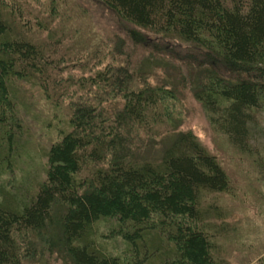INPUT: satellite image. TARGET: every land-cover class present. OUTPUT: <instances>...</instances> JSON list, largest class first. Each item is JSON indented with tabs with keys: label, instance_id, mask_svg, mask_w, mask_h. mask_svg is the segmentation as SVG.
<instances>
[{
	"label": "trees",
	"instance_id": "1",
	"mask_svg": "<svg viewBox=\"0 0 264 264\" xmlns=\"http://www.w3.org/2000/svg\"><path fill=\"white\" fill-rule=\"evenodd\" d=\"M96 1L126 45H72L80 28L68 26L61 0H0V264H41L47 254L64 264H225L216 196L232 193L230 176L192 131L178 130L175 87L146 74L180 76L209 127L252 155L264 113V0ZM33 33L42 43L24 37ZM146 34L189 52L165 55ZM138 48L148 59L132 72ZM91 51L99 60L85 62ZM35 91L51 113L43 120L28 116ZM36 126L53 132L47 142ZM142 138H158L147 157ZM34 151L43 163L31 177L22 165Z\"/></svg>",
	"mask_w": 264,
	"mask_h": 264
},
{
	"label": "rangeland",
	"instance_id": "2",
	"mask_svg": "<svg viewBox=\"0 0 264 264\" xmlns=\"http://www.w3.org/2000/svg\"><path fill=\"white\" fill-rule=\"evenodd\" d=\"M61 2L60 12L63 17L66 19L71 18V22H67L68 26L80 28L79 36L72 38V45L78 41L80 42V46L84 44L90 45L96 41L109 40L110 38L111 40H116L117 38L120 42L122 41L125 45L127 44V41L124 39L121 23L96 0H61ZM44 16L37 15L40 20L39 24L45 27L47 23L41 22L44 20ZM49 29H52L50 24ZM39 34H25L24 37L34 43H42V40L37 38ZM40 35H44V33ZM146 35L149 41H152V45L155 44L160 47L165 55L170 54L176 58L184 52H189L188 49L190 47L188 45L174 41V38V40L170 38L161 39L154 34ZM138 49L134 51V55L129 54V63L134 67L133 69L131 68L132 72H135L137 67L141 68L142 64L148 59V54L141 48ZM94 52L91 51L90 55L87 54L84 61L88 62V60L92 59L98 61L99 59H94L97 56ZM127 56L128 54L125 57L127 58ZM102 61H100L101 69L104 67V61ZM171 62L178 67V70H182L179 68L182 64L179 63V60L175 59ZM67 71L64 69V65H62L58 73L64 78ZM78 72L79 69L77 67L71 71L74 76ZM147 72L146 78L150 80L149 82L159 84L168 82L175 87L178 96L177 112L180 114L181 120L178 130L192 131L205 148L215 154L230 176L233 187L232 193L230 195L216 196L218 207L224 216L218 222L224 223V228L227 231L225 237L222 239L223 245L221 247L225 264H264V113L259 115L260 124L252 128V144L256 148L254 149L255 151L252 155L240 153L232 148L224 137L209 127L200 105L192 99L189 88L185 83H182L180 76L176 79L172 75L173 72H167L166 67H160V69L149 68ZM165 74H168L169 77L172 76V78H167ZM29 103L32 104L28 113V116L31 117H29L30 119L43 120V116L51 114L46 112V103L38 96L37 91L34 92V96L30 99ZM109 104L113 108L112 105L117 106L118 102L117 100L116 102L110 101ZM38 108L42 109L39 111ZM60 115H63L62 112ZM32 130L45 142L53 134V132L46 133V129L37 126ZM142 140L138 144L140 147L139 151L147 157L152 147L145 151L146 145L154 140H158V138L151 142H146V139L143 138ZM38 152L40 151L32 153L33 157L30 162L23 161L24 165L22 167H24L25 172L31 177L37 175V170L40 169V164L43 163L42 160L38 161L41 157V152ZM36 153L38 154L36 155ZM151 153L149 156H151ZM21 176L23 175H19L18 177ZM44 258L45 261L41 264H64L61 256L58 257L55 254H47Z\"/></svg>",
	"mask_w": 264,
	"mask_h": 264
}]
</instances>
